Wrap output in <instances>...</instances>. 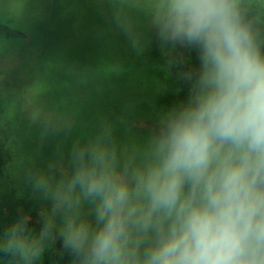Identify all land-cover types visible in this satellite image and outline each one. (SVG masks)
<instances>
[{
    "label": "clouds",
    "instance_id": "obj_1",
    "mask_svg": "<svg viewBox=\"0 0 264 264\" xmlns=\"http://www.w3.org/2000/svg\"><path fill=\"white\" fill-rule=\"evenodd\" d=\"M160 9L166 33L201 46L198 90L131 177L103 155L80 168L61 199H89L95 221L70 214L58 226L64 246L80 264H264V55L241 0ZM22 227L0 234V252L31 264L42 248ZM52 227L49 217L40 238Z\"/></svg>",
    "mask_w": 264,
    "mask_h": 264
},
{
    "label": "rangeland",
    "instance_id": "obj_2",
    "mask_svg": "<svg viewBox=\"0 0 264 264\" xmlns=\"http://www.w3.org/2000/svg\"><path fill=\"white\" fill-rule=\"evenodd\" d=\"M26 1L0 0V18L16 17L31 31L28 41L0 37V96L19 99L29 116L59 111L87 122L89 131L65 148V161L52 164L60 176L68 170L73 180L82 166L103 155L118 174L131 177L151 162L156 146H142L139 134L108 127L104 114L113 101L117 110L127 103L135 102L137 108L156 104L148 78L133 66L138 58L135 21L120 12L136 6L121 0H53L49 16L43 18L41 0H30L31 5ZM45 30L55 38L45 36ZM127 62L131 65L123 69ZM24 104L29 106L23 109ZM135 125L148 128L143 119ZM75 191L81 192L79 184ZM48 198L50 214L66 202L70 214L95 221L94 204L87 198L79 204L58 194Z\"/></svg>",
    "mask_w": 264,
    "mask_h": 264
},
{
    "label": "trees",
    "instance_id": "obj_3",
    "mask_svg": "<svg viewBox=\"0 0 264 264\" xmlns=\"http://www.w3.org/2000/svg\"><path fill=\"white\" fill-rule=\"evenodd\" d=\"M121 1L136 6L135 9L120 12L135 21L138 58L133 66L137 67L143 79L148 78L156 104L141 106L138 103L140 107L137 108L135 102L127 103L117 110L112 109L114 101L108 103L109 109L105 108L104 114L105 125L125 133L139 134L142 146H156L167 118L191 103L198 90L201 46L174 38L164 31L161 0ZM26 2L30 4V0ZM41 2L38 3L40 10L43 18H47L53 0ZM241 9L244 22L251 25L264 55V0H241ZM43 34L54 37L49 30ZM30 35V29L17 23L16 17L12 20L0 18L1 38L28 41ZM129 64L127 62L123 69H127ZM24 106L29 104H24L23 109ZM142 119L147 129L136 127L135 124ZM89 124L90 128L95 127L90 121ZM88 131L87 122L79 120L74 114L42 110L38 117L29 116L27 111L21 110L19 99L0 96V234L17 222L22 225L25 236L43 249L41 260L36 258L31 264H80V254L64 246L58 229L71 213L66 208V202L51 214L45 205L50 200L48 197L57 194L61 197L62 192H67L72 182L68 170L60 176L54 167L51 168L52 164L65 161V148ZM49 217L53 220V227L49 235L41 239L40 233ZM0 264L24 262L0 252Z\"/></svg>",
    "mask_w": 264,
    "mask_h": 264
}]
</instances>
